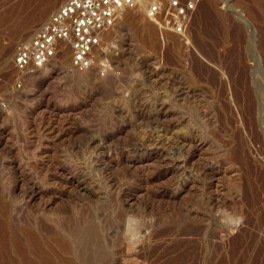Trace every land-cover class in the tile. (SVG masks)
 I'll use <instances>...</instances> for the list:
<instances>
[{
	"label": "rangeland",
	"instance_id": "1",
	"mask_svg": "<svg viewBox=\"0 0 264 264\" xmlns=\"http://www.w3.org/2000/svg\"><path fill=\"white\" fill-rule=\"evenodd\" d=\"M64 2L36 21L49 5L0 0V170L25 180L2 198L9 227L71 264H264V0H200L183 34L131 10L91 69L68 51L19 73L18 45Z\"/></svg>",
	"mask_w": 264,
	"mask_h": 264
},
{
	"label": "built area",
	"instance_id": "2",
	"mask_svg": "<svg viewBox=\"0 0 264 264\" xmlns=\"http://www.w3.org/2000/svg\"><path fill=\"white\" fill-rule=\"evenodd\" d=\"M200 0H65L31 36L22 41L13 63L19 73L33 74L58 62L71 49L72 68L87 71L103 51L105 33L125 11L141 9L159 27L183 34ZM100 74L110 66L102 61Z\"/></svg>",
	"mask_w": 264,
	"mask_h": 264
},
{
	"label": "bare ground",
	"instance_id": "3",
	"mask_svg": "<svg viewBox=\"0 0 264 264\" xmlns=\"http://www.w3.org/2000/svg\"><path fill=\"white\" fill-rule=\"evenodd\" d=\"M39 1L40 2H43L45 5L47 4L49 6H46L48 8L45 7V9H43V11L39 14V17L38 18L36 17L37 18V19H35L36 21H38L42 17L44 19V16L46 14L48 15L49 9L51 7H53L54 5H56V3H58L60 0H39ZM35 5H36V3L33 6H35ZM33 11L36 12V10H34V9H33ZM128 11H131V10H128ZM128 11H125L124 12V14L122 15L121 19L123 18V16L125 15V13L128 12ZM28 12H30V11H28ZM23 15H25V14L23 13ZM30 19H32V17ZM22 21H24V20H22ZM34 21H32L33 24H34ZM218 22L221 25V30H225L224 27L226 25V18H225L224 15L219 16ZM32 23H31V21H30L29 24H27V22H26L25 24L22 25V27L20 28V30L17 29V33L18 34L16 33L17 35L13 38V40L9 44L10 46L2 51L4 53L3 54L4 56L10 55V53L12 52V48L14 47V45L17 44L16 41L19 40L23 36L24 32L28 31V29L33 26ZM147 29H150V28L147 27ZM9 30H10V28H9ZM151 30H154V29L152 28ZM151 30L149 32L148 31L147 32H148V34H150L149 36H150L151 41H152L153 40L152 37H156V32L155 31H151ZM145 35H144V37H145ZM148 40L150 41L149 38H148ZM149 41H148V44H149ZM152 42H154V41H152ZM68 51L70 52V58L69 59H71V49L69 47H67L64 50L63 54L61 55L62 58L60 57V60H58V62L61 61V60H63V59H65L66 52H68ZM212 58H213V56H212ZM214 58L216 59V56ZM58 62H56V63H58ZM41 72L46 75L47 72H48L47 67L45 69L41 70ZM193 148L195 149V152H199V151H201L202 146L198 142H193ZM55 170L58 171L57 168ZM20 179L21 180H17L18 182L14 183V185H11L9 183V181L6 180V177L4 175V171L1 168V170H0V264H71L70 262H68V263L67 262H63L59 258V254H62V253H65L66 252L67 246L65 244H63L62 242L58 241V239L50 238V240L48 241L44 237H42L40 235H37V234L31 232L30 230L18 229L17 231H14V230H12L9 227V225H8V220H9L8 214L10 213L9 206H8L9 204L7 202H4L2 200V198L4 197L7 200H11L13 191H16L18 189V187L20 186V183H24L25 182V180H22L21 177H20ZM22 186H23V184H22ZM76 188L77 189L81 188V184L79 182H77ZM43 196H44V193L41 190H39V189H36L35 190L34 189V191L31 194V197H29L30 198V203L29 204H31L33 202H37V204H41L39 201L42 199ZM53 203H55V202H53ZM43 205H45V203L41 204V206H43ZM14 217H15L14 222L17 225H31V226L34 227V229L36 231H41L39 229V226H37V224H34V223L33 224H30L28 222V220H26V218H25V222H22V220H23L22 217L19 218L20 216L18 217L17 215H15ZM45 234L46 235H50V236H53V235H55V236H57V235L61 236V234L59 233V231L57 232V231H54V230H49V231L48 230H45ZM62 237H63V235H62Z\"/></svg>",
	"mask_w": 264,
	"mask_h": 264
}]
</instances>
